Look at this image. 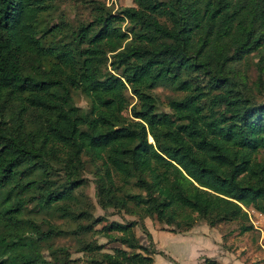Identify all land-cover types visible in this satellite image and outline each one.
<instances>
[{
  "label": "trees",
  "instance_id": "obj_1",
  "mask_svg": "<svg viewBox=\"0 0 264 264\" xmlns=\"http://www.w3.org/2000/svg\"><path fill=\"white\" fill-rule=\"evenodd\" d=\"M90 1L92 17L70 30V41L46 43L37 14L52 0H0V264L70 260L65 246L51 251L62 256L39 257L38 245L62 229L23 220L26 201L77 222L73 234L85 236L105 220L80 221L92 217L74 193L84 181V156L103 171V209L179 229L200 218L211 226L245 218L247 205L264 214V100L253 93L255 86L264 94V56L251 82L241 66L264 45V0H133L122 15ZM124 20L135 32L123 45ZM45 56L53 57L48 66ZM107 63L112 72L103 69ZM157 84L183 92L167 101L162 117ZM71 87L88 96V108L73 102ZM25 115L37 126H27ZM131 182L138 191H122ZM137 223L104 221L94 230L107 236V250L85 237L78 250L95 264H153L157 251L140 242Z\"/></svg>",
  "mask_w": 264,
  "mask_h": 264
},
{
  "label": "rangeland",
  "instance_id": "obj_2",
  "mask_svg": "<svg viewBox=\"0 0 264 264\" xmlns=\"http://www.w3.org/2000/svg\"><path fill=\"white\" fill-rule=\"evenodd\" d=\"M103 2L105 7L112 13L117 15H122V12L127 10L130 6L134 5L133 0H99ZM48 3V8L43 11H39L37 16L40 19L38 32L42 42H49L50 39H55V41L66 42L70 41V30L73 29L80 21H88L92 17L90 0H52ZM122 31L127 32V36L122 42V44H127L130 37L134 35L135 29L129 24L127 20L119 23ZM46 29L47 32H43ZM37 35V36H38ZM39 37V36H38ZM260 55L264 56V45L256 52H252L251 55L241 63V66L246 69L248 76V82L255 79L257 75V70L255 62L258 60ZM31 57L26 56L22 61L24 62L25 69H28L29 62H31ZM53 61L52 56H45L42 60L43 66H48L49 62ZM106 71H113L111 66L107 63L105 68ZM159 96L160 103L156 108V112L159 117H162L165 111H169L170 108L167 105V101L174 97H179L182 95V91L176 89L174 85L171 84H157L153 89ZM73 102L80 107L88 108L90 105V100L88 96L74 87L70 88ZM125 93L131 103L136 101L135 96L130 92L129 88L125 90ZM253 93L256 94V100L260 103L264 100V94L257 93L256 87H253ZM123 113L128 115V109H124ZM30 117L25 115L26 125L29 127L37 126L36 123H30ZM152 141V138H149ZM258 157L264 158V151L258 153ZM85 164L81 171V175L84 179L78 188H75L74 193L76 198L79 200L80 207L87 209L91 213V219H82L81 223H90L96 216H103L105 220L95 223L91 229H88L85 236L82 233L73 234L71 230L72 227L76 225L77 222L73 221L71 218H62L57 216V212L48 207L41 206L38 201H26L23 204L22 212L20 216L22 219L30 221L31 219H36L40 222L41 228H47V221H51L61 227L60 232H54V234L47 238V242H41L38 245L39 257L51 260L54 256H62L64 251L60 250L57 252H51L52 248L65 246V250L69 253L68 264H95L91 260V253L84 250H78L81 246L79 239L85 237V239L92 241V243H103L104 250H107V236L94 230V227H100L104 221L109 220H119L128 221L132 219H138V223L135 225V232L142 243L149 245V247H155L153 239L147 236V230L152 227H157L160 229H166L175 232H184L192 227H199L205 225L208 227L215 228L217 233V238L221 239V245L225 248L232 257H236L240 260L241 264H264V214L257 211L253 206L247 205L244 209L247 211V216L245 218H239L236 220L226 221L217 223L214 226L207 224L204 219H197L195 224L190 227L178 228L174 224H168L164 221H160L154 216H144L140 217L137 213H125L117 212L115 208L109 207L108 209H103L97 202V190L98 184L97 179L99 174H102V170H98L100 166L99 162H91L84 156ZM133 181V180H132ZM122 191L125 193H131L138 191L137 186L131 182L124 187ZM131 205V204H130ZM146 221V222H145ZM146 226V230L141 226ZM242 225H250L249 229L241 230ZM96 228V229H97ZM216 232H214L216 234ZM178 233L172 235L171 233L163 232L160 234V241L166 246L171 252L180 249V244L171 239L169 236L178 237ZM23 236L28 241H35L36 237L32 232H23ZM47 243L52 244V246H47ZM186 249L189 248L188 244L185 243ZM200 247V246H199ZM94 254L97 252H93ZM154 253V252H153ZM152 253V254H153ZM203 257V256H202Z\"/></svg>",
  "mask_w": 264,
  "mask_h": 264
},
{
  "label": "crops",
  "instance_id": "obj_3",
  "mask_svg": "<svg viewBox=\"0 0 264 264\" xmlns=\"http://www.w3.org/2000/svg\"><path fill=\"white\" fill-rule=\"evenodd\" d=\"M215 230V228L205 225L192 227L184 232L149 227L148 231L151 234L153 242L155 243L154 248L157 251L152 254L154 258L153 264H205L204 260L206 257L213 258L220 264H241L238 258L231 257L228 254V249L225 250L222 247L223 245L220 243L221 239L219 237L217 238V233L219 234V232ZM163 232L171 233L172 235L178 233V237H169L173 240L175 239L180 244V249L172 252L168 250L160 241L159 236ZM185 243L188 244V249H186Z\"/></svg>",
  "mask_w": 264,
  "mask_h": 264
}]
</instances>
